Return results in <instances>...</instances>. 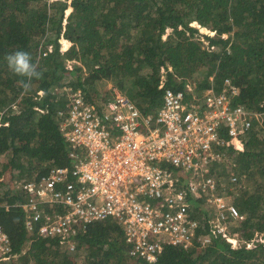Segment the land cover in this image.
Instances as JSON below:
<instances>
[{"label": "trees", "instance_id": "trees-1", "mask_svg": "<svg viewBox=\"0 0 264 264\" xmlns=\"http://www.w3.org/2000/svg\"><path fill=\"white\" fill-rule=\"evenodd\" d=\"M18 50L42 73L27 92L6 60ZM225 77L239 87L234 103L264 111V0H0V178L12 176V187L0 188V222L18 252L11 264H264V234L257 233H264V115L242 135L235 167L214 170L219 190H232L231 201L246 214L234 227L244 241L214 231L202 196H189L191 214L211 241L166 243L155 261L130 253L113 217L89 223L71 249L28 232L25 209L15 204L25 197L15 183L72 165L60 128L66 85L92 98L103 79L113 81L147 114L162 105L167 87L189 83L201 93L212 83L219 89Z\"/></svg>", "mask_w": 264, "mask_h": 264}, {"label": "built area", "instance_id": "built-area-1", "mask_svg": "<svg viewBox=\"0 0 264 264\" xmlns=\"http://www.w3.org/2000/svg\"><path fill=\"white\" fill-rule=\"evenodd\" d=\"M64 88L60 128L72 165L16 184L25 192L15 204L25 209L28 232L74 249L79 231L113 217L130 253L155 261L166 243L187 247L198 236L203 246L211 241V234L199 233L201 220L191 214L190 195L208 201L214 231L223 236L228 220L246 218L219 190L214 170L235 167L242 135L252 120L263 121L264 111L234 103L239 87L230 77L219 89L212 83L201 93L189 83L184 89L167 87L162 105L147 114L116 86L92 98L81 88ZM237 177L230 175L232 181ZM17 256L0 222V264Z\"/></svg>", "mask_w": 264, "mask_h": 264}, {"label": "rangeland", "instance_id": "rangeland-1", "mask_svg": "<svg viewBox=\"0 0 264 264\" xmlns=\"http://www.w3.org/2000/svg\"><path fill=\"white\" fill-rule=\"evenodd\" d=\"M201 31L203 32H207L208 29L205 28V27H202L201 28ZM62 42H63V47L64 48H67L69 45H70V41L66 38H63L62 39ZM112 86H115L114 85V82L113 81H110V80H105L103 79L99 84H98V89L96 90L97 93L94 94V95H103L104 93L106 92H109L110 91V88ZM261 119V118H260ZM0 157H3V155H0ZM231 158V157H230ZM5 159V158H4ZM223 167H226L225 169L229 170L232 169L230 168V166H226L224 164ZM17 172V174L19 173L18 170H15ZM16 175V174H15ZM11 172L10 171H6L4 172V175H2V177L0 178V188L1 189H9L12 187L11 185ZM9 182V184L7 183ZM224 182H225V186L228 187L229 189L233 188L232 185H230V183L228 184V182H226V180L224 179ZM18 183V182H17ZM15 183V185L17 184ZM14 185V186H15ZM232 190H230V194H232ZM234 193V192H233ZM230 199H231V196H230ZM237 222H239L238 219H232V220H228L227 224H228V230L226 231L227 232V235H225L224 237L227 239V238H231L233 240L234 243H238L240 241H244L243 240V237L239 236L238 235V231L237 230H234V227L237 225ZM257 233H260V235H263L264 233H261V232H257ZM258 234H256L257 236ZM259 235V236H260ZM29 245H30V240L27 241L26 245H25V248L24 249H27L29 248Z\"/></svg>", "mask_w": 264, "mask_h": 264}, {"label": "clouds", "instance_id": "clouds-1", "mask_svg": "<svg viewBox=\"0 0 264 264\" xmlns=\"http://www.w3.org/2000/svg\"><path fill=\"white\" fill-rule=\"evenodd\" d=\"M6 60L10 70L24 78L20 83L25 92L31 89V81L33 79H39L42 76L37 64L32 61L30 54L25 51L18 50L8 54L6 55Z\"/></svg>", "mask_w": 264, "mask_h": 264}]
</instances>
